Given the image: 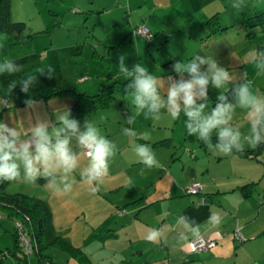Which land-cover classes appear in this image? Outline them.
<instances>
[{"label": "rangeland", "instance_id": "rangeland-1", "mask_svg": "<svg viewBox=\"0 0 264 264\" xmlns=\"http://www.w3.org/2000/svg\"><path fill=\"white\" fill-rule=\"evenodd\" d=\"M194 1L196 5L192 1L173 0L170 6L154 8L152 0H10V19L22 20L24 27L17 36L0 32V62L11 59L21 66V71L11 75L0 74V121L15 125L22 133L28 123L35 122L38 117L55 121V115L69 109L70 104L64 97L49 93L56 87L72 88L75 91H82L86 87V93H93L100 84H106L112 79L126 80L118 70L121 55L126 57L125 63L129 67L142 62L157 77L160 95L165 100L168 77L179 78L171 69L175 61L187 62L196 55L211 56L231 73L228 50L242 31L235 28V23L241 17L248 18V15L264 10V0H245L246 7L240 11L230 6L232 0ZM138 3L140 5L136 6ZM215 11L218 12L219 30L211 28L216 27V22L205 24V19ZM137 25H145L148 33L140 35L135 32ZM222 26L225 27L221 29ZM208 30L213 32L206 35ZM48 66L55 70V77L49 79L44 75L39 76L29 93L21 92L19 84L13 91L9 89L13 81L19 83L28 74L38 75L39 69ZM213 90L210 85L209 92ZM9 91L21 96H15L14 99L10 97L6 101L4 96ZM215 93H218L217 89ZM113 95L107 107L76 118L81 126L86 119L94 123L100 128L101 134L117 146L110 166L116 165L118 170L109 168L112 174L104 178L94 194L90 192L89 186L80 182V171L87 157L75 141L72 146L81 152L80 167L73 173L76 183L70 193H54L43 178H38L35 183L25 182L23 173L20 179L6 181L5 184L6 190L24 189L44 198L52 212L56 230L71 245L86 254L89 260L85 264L89 261L90 264H128V250L134 248L137 242L125 241L120 219L116 218L117 223L112 224L119 212L107 211V207L115 208L116 201L135 194V191H130V179L151 178V175L160 178L164 175L155 166L147 168L138 161L128 164L132 158L137 157L132 151V144H125L129 139L134 142V139L124 136L122 128L130 126L137 131L148 129L154 137H168L166 143L151 144L160 166L163 161L181 152V145L190 144L188 137L184 142L181 141L183 135H188L183 113L179 119L173 120L165 108L161 110V119L152 120L154 126L142 115L137 117L136 124L128 125L125 119L131 110L134 111L130 97L120 90H114ZM24 97L26 99H21ZM30 97L39 103L34 109L26 110L25 101ZM208 103L210 111L212 101ZM4 104L9 106L4 107ZM170 132L177 138L171 140L168 136ZM196 138H193L195 144ZM197 149L203 151L202 146ZM223 163L231 167L232 159L226 158ZM212 168L215 167L211 165L209 169ZM116 179H122L127 184L113 189L110 186ZM163 181L158 180V187ZM147 188L151 195L152 184ZM122 223L126 227L129 221ZM14 225L15 219L0 209L1 264H18L12 253ZM1 250H7V253L1 255ZM196 250L204 249L191 251ZM47 252L54 261L63 264L81 263L69 252L66 254L54 245ZM16 254L21 253L17 251ZM26 257L27 264H47L34 252Z\"/></svg>", "mask_w": 264, "mask_h": 264}, {"label": "clouds", "instance_id": "clouds-1", "mask_svg": "<svg viewBox=\"0 0 264 264\" xmlns=\"http://www.w3.org/2000/svg\"><path fill=\"white\" fill-rule=\"evenodd\" d=\"M230 6L240 11L246 7V2L232 0ZM125 60L124 55L119 57L118 70L128 81L124 92L130 97L134 108L126 117V124H136L137 117L141 115L145 120H159L161 110L166 108L173 120L179 119L183 113L187 134L197 137L210 151L231 155L233 152H243L245 143L253 149L264 143V95L253 92L252 80L234 81L229 71L216 59L196 55L187 62L175 61L171 65L172 71L179 78L168 77L165 100L160 95L157 77L142 62L129 67ZM251 62L257 75L264 74V49L254 51ZM19 71L21 66L11 59L0 62V74L11 75ZM54 71L51 66L39 69L38 75L28 74L19 83L13 81L8 87L13 91L19 84L21 92L27 94L39 76L52 79L55 77ZM210 85L217 90L225 85L231 87L227 94L219 92V103L209 111ZM38 103L30 97L25 101L26 110L34 109ZM237 107L246 112L250 122L246 135L231 123ZM55 116V121L39 117L35 122L30 121L23 133L15 125L0 121V182L20 179L23 173L25 182L35 183L38 178H43L54 193H70L76 183L73 173L80 167L81 152H77L72 146L75 141L76 146L87 157V162L80 171V182L89 186L90 192L94 194L98 190L97 186L103 183L109 173L110 161L116 155L117 146L89 120L86 119L81 126L68 108ZM122 133L134 140L144 141L131 146L139 162L147 168L158 165L151 148V144L155 142L151 130L137 131L133 127H123ZM211 219L217 221L218 218L213 216ZM191 233L199 236V226L193 228ZM161 237L160 230L151 229L146 239L148 242H157ZM184 239V235L179 237L181 241Z\"/></svg>", "mask_w": 264, "mask_h": 264}, {"label": "crops", "instance_id": "crops-1", "mask_svg": "<svg viewBox=\"0 0 264 264\" xmlns=\"http://www.w3.org/2000/svg\"><path fill=\"white\" fill-rule=\"evenodd\" d=\"M187 1L196 5L194 0ZM172 2L173 0H152L154 8L170 6ZM127 3L130 10L129 2ZM139 5L140 3L136 4ZM127 14L129 16V12ZM258 49H264V30L257 27L249 36H244L241 31L233 45L227 49L230 56L228 64L234 81L252 80L253 92L264 95V74L257 75L251 62V54ZM227 86L218 90V93H215V89L210 91L208 102ZM81 90L87 92L86 87ZM5 96L8 100L21 95L9 91ZM64 99L71 104L70 97ZM147 121L154 126L152 120ZM231 123L242 134L248 133L250 122L244 110L237 107ZM168 136L171 140L177 138L172 132ZM186 137L189 138L188 146L181 145V152L163 161L161 166H155L164 172L162 177L151 175V178L130 179V191H135V194L116 201L115 208L107 207V211L119 212L112 224L120 219L125 241L137 242L134 248L128 250V264H264V143L254 149L245 143L243 152L223 155L210 151L198 138L195 144L194 136L183 135L181 141L184 142ZM163 138L155 136V142ZM215 141L213 133V143ZM134 142L129 139L125 144L130 146ZM198 146H202L203 151L197 149ZM229 157L232 159L231 167L223 163ZM174 160L178 161L177 164ZM137 161L139 162L138 158H132L128 164ZM211 165L215 168L209 169ZM110 168L118 170L116 165ZM111 174L112 172L108 173ZM159 179L164 181L158 187ZM192 180L200 182V192L189 193L185 190ZM250 181L254 184L247 194L242 193L239 186ZM126 184L122 179H116L110 187L116 189ZM150 184L153 189L151 195L149 187L147 188ZM143 187L146 188L142 189ZM213 216L218 218L217 221H212ZM125 220L129 221L126 227L122 223ZM197 226L199 235L214 240V244L204 250L191 251L186 242L195 237L191 231ZM151 229L162 232L159 241H147L146 236ZM234 230L239 233V238H234ZM181 235L186 239L179 240Z\"/></svg>", "mask_w": 264, "mask_h": 264}, {"label": "trees", "instance_id": "trees-1", "mask_svg": "<svg viewBox=\"0 0 264 264\" xmlns=\"http://www.w3.org/2000/svg\"><path fill=\"white\" fill-rule=\"evenodd\" d=\"M10 0H0V32H4L13 36H17L23 29L24 22L22 20H11L9 16ZM218 12L215 11L205 19V24L210 25L216 22V27H211L212 30H219ZM248 18L241 17L240 21L235 23V28L242 29L244 36L252 35L256 28L264 30V10L252 15ZM218 22V23H217ZM138 26V25H137ZM225 26H222L223 29ZM213 31H207L206 35H210ZM128 81H120L112 79L106 84H100L97 90L93 93H86V91H75L72 88L56 87L49 93V95L60 97H71L70 111L73 118H78L85 114L92 113L98 109L108 106L110 100L113 98L114 90L124 92V88ZM231 85H228L221 93H226ZM5 98V97H4ZM230 98V97H229ZM6 101L7 98H5ZM219 103L217 96L212 100V107ZM167 137L159 140V142L166 143ZM252 151V150H249ZM6 181L0 182V209L5 212L7 216L15 219L14 233H13V255L16 257L18 264H27V255L34 252L39 259H43L47 264H63L54 261L47 249L51 246H57L63 252H69L76 258L79 264L88 262V257L78 247L71 245L58 230H56L52 222V212L48 206L47 201L35 194L29 193L24 189L6 190ZM254 184L253 181L246 182L239 186L242 193L247 194L249 188ZM200 192V191H199ZM21 227L25 232L26 238L30 244V251L26 253L23 250L22 241L18 237L17 228ZM20 251V255L16 252ZM7 253V250H1V255ZM67 254V253H66ZM1 264V258H0Z\"/></svg>", "mask_w": 264, "mask_h": 264}, {"label": "built area", "instance_id": "built-area-1", "mask_svg": "<svg viewBox=\"0 0 264 264\" xmlns=\"http://www.w3.org/2000/svg\"><path fill=\"white\" fill-rule=\"evenodd\" d=\"M135 32L139 33L140 35H146L148 33V29L145 25H138L135 27ZM200 182L197 180H192L188 185L186 186L185 190L189 193H198L200 191ZM18 237L22 241L23 250L28 253L30 251V244L26 238L25 232L22 230L21 227L17 228ZM233 236L235 238H239V233L234 230ZM214 241L212 239H205L202 236H195L188 240L187 246L189 249H206L210 245H213Z\"/></svg>", "mask_w": 264, "mask_h": 264}]
</instances>
